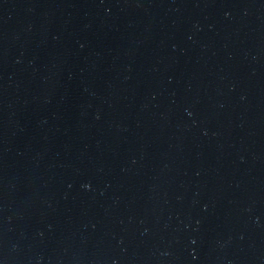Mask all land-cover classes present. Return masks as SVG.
Returning <instances> with one entry per match:
<instances>
[{
    "label": "water",
    "instance_id": "1",
    "mask_svg": "<svg viewBox=\"0 0 264 264\" xmlns=\"http://www.w3.org/2000/svg\"><path fill=\"white\" fill-rule=\"evenodd\" d=\"M0 264H264V0H0Z\"/></svg>",
    "mask_w": 264,
    "mask_h": 264
}]
</instances>
